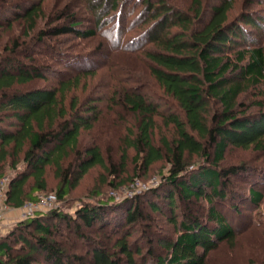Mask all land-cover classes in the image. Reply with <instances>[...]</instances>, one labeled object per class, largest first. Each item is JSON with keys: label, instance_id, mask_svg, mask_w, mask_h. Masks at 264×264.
Returning <instances> with one entry per match:
<instances>
[{"label": "trees", "instance_id": "1", "mask_svg": "<svg viewBox=\"0 0 264 264\" xmlns=\"http://www.w3.org/2000/svg\"><path fill=\"white\" fill-rule=\"evenodd\" d=\"M43 1L2 2L0 29L21 21L24 35L31 42L37 41L32 47L73 69L84 57L94 55L58 48L53 38L73 35L91 39L98 33L107 37L105 29L115 20L116 29L121 26L114 13L123 14L125 9L128 17L135 13L143 41L152 43L141 52L149 75L162 91L158 99L169 100L173 108L162 114L161 102L149 100L139 88H125L120 95H113L112 103L137 116L138 121L137 131L130 130L126 137L122 163L108 166L100 146L80 147L81 131L90 129L99 118L97 108L81 104L77 97L66 103L67 95L79 87L90 69L79 68L70 79L61 77L54 88L20 90L18 86L47 80L53 70L39 65L33 57L28 63L13 58L32 49L29 43L14 40L0 51V180L12 173L5 204L20 208L49 191L48 167L58 180L55 194L61 201L95 166L109 171L113 185L125 165L128 148L135 152L132 162L138 172L134 175L165 161L168 170L162 185H169L170 190L162 194L160 185L133 200L84 203L75 217L59 208L36 213L0 236V264H83L82 257L67 249L65 243L70 239L64 230L77 233V238L92 246V264H206L207 254L220 243L234 240L237 231L264 230V210L259 208L264 207V166L244 162L222 167L231 148L264 154V13L247 7L230 18L232 0H218V4L214 0H183L180 4L171 0H82L90 11L91 23L83 29L80 13L69 12V8L49 21ZM137 45L140 48L143 44L139 41ZM114 47L128 48L120 44ZM103 49L102 45L97 52ZM249 94L255 99L247 100ZM159 115L165 126L172 127L173 135L156 143L155 117ZM193 159L197 161L192 163ZM243 173L248 174L247 183L229 188V178ZM130 181H122L117 187ZM176 192L184 199H203L215 228L190 214L179 222ZM233 198L240 199L248 209H259L255 217L244 215L235 228L233 220L217 207V202ZM160 199L169 209L168 221L178 227L177 237L168 244L165 255L148 253L153 257L137 262L142 250L131 246L133 232L128 230L117 235L112 248L82 235L83 227L112 226L111 219H115L114 228L139 224L146 218L143 203L162 215Z\"/></svg>", "mask_w": 264, "mask_h": 264}, {"label": "rangeland", "instance_id": "2", "mask_svg": "<svg viewBox=\"0 0 264 264\" xmlns=\"http://www.w3.org/2000/svg\"><path fill=\"white\" fill-rule=\"evenodd\" d=\"M15 1L17 0H0V6L3 5L2 2L12 3ZM171 1L178 4L183 3V0ZM217 1L218 0H214L213 3L218 4L219 2ZM252 1L254 0H232L230 18L237 17L238 14L247 7H250L251 10L260 11V14H263L264 0L260 1V3L253 2V4L249 6L248 4ZM81 2L82 0H44L43 8L45 17H48L49 21L56 20L63 15L64 8H69V12L80 13V18L85 22H83L82 28L87 29L91 26L90 11L86 9L85 4ZM206 2L209 3V0H206ZM66 9H64V12L67 11ZM128 12L129 11L125 9L123 14L119 13L116 15L114 13V17L120 21L121 26L116 29L117 21L115 20L111 26H108V29L110 28L109 30L107 28L105 29V32L109 34L107 37L98 33V35L91 39H81L73 35H62L58 38H53L55 46L58 48L74 53L88 55L92 53L94 55L91 58L90 56L84 57L83 59L85 60L81 61L82 63H79V66L73 69L65 67L63 62L57 61V59H52L49 53L42 52V50L37 47H32L37 45V41L34 39L31 42L30 37L28 38L24 35L23 23L21 21H14L11 27L0 29V51L4 50L5 46L12 44L14 40L19 39L21 42L29 43L30 46H28L30 48L32 47V49L27 52H19L17 55L13 56V58L28 63V58L33 57L39 65L49 66L53 70L52 74H47V80L37 79L28 85L18 86L20 90L37 87L54 88L57 86L58 80L61 77L70 79L79 73V68L90 69V74L82 77L79 87L67 95L66 103L68 104L73 97H77L81 104H92L97 108V117L99 118L97 121L92 122V127L90 129H83L81 131L80 147L83 149L91 145L100 146L108 166L110 164L119 166L122 163L126 137L130 134V130L137 131L138 121L137 116L124 111L119 104L112 103V99H114L113 95L116 93L120 95V92L125 88H139L149 100L161 102L162 107L160 112L162 114H168L173 108L169 100L164 101L158 99V93L162 91H160L157 83L149 75L147 71V60L145 59L144 53L141 52L145 47L152 46V43L143 41L141 35L142 30L140 31L137 27L139 24L137 14L134 13L132 16L128 17ZM116 30L120 32V35ZM139 41L144 46L142 45V47L138 48L137 43ZM118 44L128 48L124 50L120 47L115 48L114 46ZM102 45L104 49L98 53L97 51ZM134 45H137V47H134ZM133 48L137 49V51H133ZM9 55L5 54L4 57H10ZM81 76L83 75L81 74ZM118 97V95L115 97L117 101ZM246 98L247 100L255 99L253 94H249ZM160 117L162 116L159 115L155 117L156 128L154 140L156 143L160 142L162 137L170 138L173 135L172 127L165 126ZM134 155V150L128 148L126 151L125 165L122 171L119 172L118 178H115L116 180L113 182V185H111L110 182L114 178L109 174V171L101 166H95L88 171L79 182L77 188L72 190L65 200L61 201L58 198L55 207L51 210L59 208L75 217L77 210L84 203L97 205L99 202L103 203L111 200L115 202L133 200L138 197V195L140 196L146 192H148L146 194H149L150 190L162 185L163 175L166 174L168 170L167 163L165 161L157 162L147 172L139 171L137 175H134L135 172H138L132 162ZM196 161V159H193L192 163ZM244 162L256 166H264V154L251 150L231 148L227 152L225 160L222 162V167L229 168L230 166L240 165ZM48 169L47 177L49 191L42 194L55 193V187L58 183L53 170L49 167ZM191 169V171H194L195 168L193 169L192 167ZM7 176L10 178L12 173H9ZM247 177L248 174L246 173L237 177H230L229 188L232 189L236 188V186H244L247 183ZM131 178H133V180L130 181ZM122 181L130 182L117 187ZM160 187L159 189H161L162 194H167L170 190V186L167 184ZM176 199L177 211L175 215L178 217L179 222L183 221L186 214H190L199 217L201 221L205 222L211 229L215 228V223L210 222V217L208 215L209 205L203 199H184L179 196L178 192H176ZM239 200L238 198H233L223 203L217 202V207L226 215V218L228 220H233L231 224L234 228L238 225L237 223L242 220L244 215L255 217V214L259 210L258 208L257 210H253L252 207L248 209L247 206L243 203L241 204ZM159 204L163 207L162 215L153 212L148 205L143 203V211L146 218L139 224L114 228L113 224H115V219H111L113 222L112 226L107 227L105 225L95 224L92 227H83L81 230L82 235L89 237L90 240L97 241L100 245L112 248L118 237L117 235L128 230L133 232L132 237L129 239L131 246H134V248L138 247L142 250L143 255L136 257L137 262L140 263L145 257H153L148 253H152L155 256L165 255L167 252L166 247L177 237L178 227H175L168 221L171 216L166 202L160 199ZM24 205L20 208H14L5 204L6 213H14V217L12 218L13 223L9 228L21 220L27 219L23 216ZM232 206L237 207L239 211L237 210L236 212L232 210ZM259 208H263L264 210L263 205ZM120 213H122L121 209L117 214L120 215ZM64 231H66V237L70 239V243H65L67 249H69L71 253H76L82 257L84 259L83 264H92L89 253L92 246L86 244L83 239L77 238V233L73 231L67 232V230ZM237 233V236L231 242L224 241L220 243L216 249L211 250L207 254L205 263L264 264V230L258 229L252 232L237 231ZM63 237L62 240H65V236ZM92 243L93 242H90V244ZM150 260H152V258H150Z\"/></svg>", "mask_w": 264, "mask_h": 264}, {"label": "built area", "instance_id": "3", "mask_svg": "<svg viewBox=\"0 0 264 264\" xmlns=\"http://www.w3.org/2000/svg\"><path fill=\"white\" fill-rule=\"evenodd\" d=\"M9 181L10 178L8 176H4L0 180V223H2L6 217L5 199ZM57 200L58 198L55 193L39 195L36 201L28 202L24 205V218L32 217L38 212H47L53 209Z\"/></svg>", "mask_w": 264, "mask_h": 264}, {"label": "crops", "instance_id": "4", "mask_svg": "<svg viewBox=\"0 0 264 264\" xmlns=\"http://www.w3.org/2000/svg\"><path fill=\"white\" fill-rule=\"evenodd\" d=\"M13 217H14V213L13 214L11 212L6 213L5 220L2 223H0V236L5 234L9 226H11V224L13 223V219H12Z\"/></svg>", "mask_w": 264, "mask_h": 264}]
</instances>
